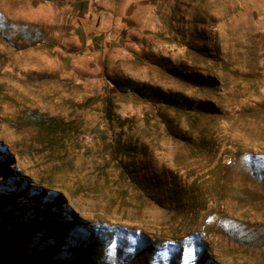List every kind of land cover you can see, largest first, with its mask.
I'll return each instance as SVG.
<instances>
[{
	"label": "rangeland",
	"instance_id": "374dc122",
	"mask_svg": "<svg viewBox=\"0 0 264 264\" xmlns=\"http://www.w3.org/2000/svg\"><path fill=\"white\" fill-rule=\"evenodd\" d=\"M0 196V264H264V0H0Z\"/></svg>",
	"mask_w": 264,
	"mask_h": 264
},
{
	"label": "trees",
	"instance_id": "16d2710c",
	"mask_svg": "<svg viewBox=\"0 0 264 264\" xmlns=\"http://www.w3.org/2000/svg\"><path fill=\"white\" fill-rule=\"evenodd\" d=\"M0 198H2V197L0 196ZM77 249L78 248H75L74 250H77ZM73 253H74L73 250H66L65 253H62V254H64V256H63L64 258H59V261H57V262H59L60 264H67L68 259H71V258L73 259V255H74Z\"/></svg>",
	"mask_w": 264,
	"mask_h": 264
}]
</instances>
